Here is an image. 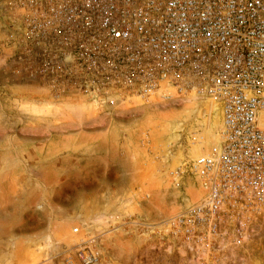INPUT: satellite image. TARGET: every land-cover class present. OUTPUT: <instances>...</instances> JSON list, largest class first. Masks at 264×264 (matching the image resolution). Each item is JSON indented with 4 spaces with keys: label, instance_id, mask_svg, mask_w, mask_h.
<instances>
[{
    "label": "built area",
    "instance_id": "1",
    "mask_svg": "<svg viewBox=\"0 0 264 264\" xmlns=\"http://www.w3.org/2000/svg\"><path fill=\"white\" fill-rule=\"evenodd\" d=\"M4 1L21 56L39 63L56 95L89 97L99 109L186 97L218 107L211 148L169 173L175 188L193 183L203 198L159 234L199 264L244 246L264 214V0ZM206 139L197 130L190 142ZM99 257L94 246L82 261Z\"/></svg>",
    "mask_w": 264,
    "mask_h": 264
},
{
    "label": "rangeland",
    "instance_id": "2",
    "mask_svg": "<svg viewBox=\"0 0 264 264\" xmlns=\"http://www.w3.org/2000/svg\"><path fill=\"white\" fill-rule=\"evenodd\" d=\"M7 8L0 7V35L11 31L15 41L22 32ZM7 61L0 60V168L13 171L16 190L36 186L39 197L29 214L0 224V264H84L94 246L96 264H199L159 230L201 197L189 184L175 188L169 173L216 140L221 122L209 134L202 101L135 99L99 109L89 97L15 88L22 81ZM197 130L207 133L200 147L190 142ZM93 134L107 143L93 146ZM95 155L114 158L105 164ZM253 231L220 264H264V214Z\"/></svg>",
    "mask_w": 264,
    "mask_h": 264
},
{
    "label": "crops",
    "instance_id": "3",
    "mask_svg": "<svg viewBox=\"0 0 264 264\" xmlns=\"http://www.w3.org/2000/svg\"><path fill=\"white\" fill-rule=\"evenodd\" d=\"M6 6V2L4 0H0V7ZM8 11V8H7ZM14 34L11 31L5 32V34L0 35V39H3L2 44H0V48L4 51V56H1L0 60H8V64L11 67V73L15 78H19L22 81V84H19L16 87H23L26 90H43L41 92H52V89L42 81V71L39 68V63L35 61L30 56H18L17 57V48H20L19 42H21L22 35L18 33L16 40L14 41ZM1 41V40H0ZM16 42V45H15ZM1 50V52H3ZM16 50V51H15ZM14 55L11 52H14ZM4 63V62H3ZM7 65V64H6ZM7 69V68H6ZM10 75V74H9ZM10 78H12L10 76ZM9 79V78H8ZM15 80V79H14ZM38 84V85H37ZM41 84V85H40ZM15 85V84H14ZM9 88V87H8ZM14 89V88H13ZM54 95H56L54 93ZM81 96L76 93H67L66 98H71L72 101H77L78 97ZM63 97V96H60ZM70 99V100H71ZM88 104L90 99H86ZM91 106H93L91 104ZM55 107V106H54ZM56 110V109H54ZM54 139V135L50 136ZM89 142H92L93 146L98 143L104 144L107 143V140L104 137H97L93 134L91 136ZM102 141H100L101 139ZM96 160H102L105 164H109L111 160H113L114 155H95ZM117 158V157H116ZM129 162V160H127ZM24 174V171H20ZM60 173V172H59ZM19 174V173H17ZM14 175L11 169L0 168V224L9 223L10 221L15 222L14 220H10L13 216H24L30 213V209L35 208V203H37V199L39 197V192L37 191V187L34 186L35 190H31L29 188L17 189V186L14 185L15 179L12 178ZM19 181H17L18 184ZM45 215V214H44ZM46 216V215H45ZM46 223V221H45Z\"/></svg>",
    "mask_w": 264,
    "mask_h": 264
},
{
    "label": "bare ground",
    "instance_id": "4",
    "mask_svg": "<svg viewBox=\"0 0 264 264\" xmlns=\"http://www.w3.org/2000/svg\"><path fill=\"white\" fill-rule=\"evenodd\" d=\"M202 105H203V110H206V113H207V115H206V117L208 118L207 119L208 120V122H207L208 126L207 127L208 128L210 127L209 134H212L215 131V127L218 126L221 122V115L218 113V112H220V110L218 109V107L216 105L211 104V102L209 100L205 102V105L204 104H202ZM210 121H212L211 124H210ZM207 133H208V129H207ZM210 143H211L210 141H207V144H210ZM197 147H200V146H197ZM210 148H211V146H210ZM201 150H202V147H201ZM201 152L202 153H200V154L206 153L203 150ZM191 186L195 187V184L192 183ZM199 192L201 193V197L198 200H195V201L192 200L191 202H198L199 200H201V198H203V192L201 190H199ZM192 196H194L193 192H192ZM188 203H190V202H188Z\"/></svg>",
    "mask_w": 264,
    "mask_h": 264
}]
</instances>
